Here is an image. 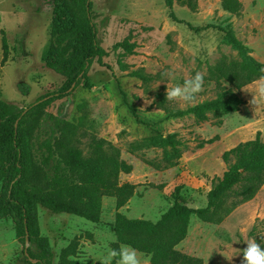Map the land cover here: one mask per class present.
<instances>
[{
    "label": "rangeland",
    "instance_id": "1",
    "mask_svg": "<svg viewBox=\"0 0 264 264\" xmlns=\"http://www.w3.org/2000/svg\"><path fill=\"white\" fill-rule=\"evenodd\" d=\"M88 2L97 44L106 52L104 66L94 60L77 87L63 88L79 57L88 51L87 18L78 17L76 36L70 29L68 1L65 5L64 0H0V103L28 112L40 99L51 100L23 126L22 148L33 183L39 185L32 190L43 200H73L74 185L67 186L68 191L55 185L67 179L72 162L57 150L77 149L86 157L95 139L110 143L132 167L129 174L120 175V183L135 186L134 195L119 210L126 219L155 224L174 204L205 208L212 179L226 170L223 152L254 138L256 132L264 134V98L256 92L257 82L264 78L237 90L232 75L215 73L222 64L241 61L227 40L228 32L246 47L247 56L264 64V0ZM56 30L76 37L57 45ZM2 38L8 45L3 65ZM123 42L134 44L132 54L115 48ZM131 72L150 80L132 78ZM197 72L203 74L204 83L196 100L185 104L166 99L168 88ZM223 89H231L244 102L239 112L216 113L201 124L191 114L175 115L215 99ZM219 121L221 125H215ZM170 135H176L182 155L176 165L163 168L168 150L142 142ZM215 136L213 144L198 147ZM236 200L230 195L222 209L205 221L192 216L185 239L174 249L201 259L202 264H243L246 241H264V185L254 199L230 209ZM35 209L31 236H21L9 216L0 217V264H101L116 241L113 198H102L96 224L39 204ZM254 222L257 227L250 237ZM138 254L141 264H150V255ZM229 256L231 260L225 258Z\"/></svg>",
    "mask_w": 264,
    "mask_h": 264
},
{
    "label": "trees",
    "instance_id": "2",
    "mask_svg": "<svg viewBox=\"0 0 264 264\" xmlns=\"http://www.w3.org/2000/svg\"><path fill=\"white\" fill-rule=\"evenodd\" d=\"M69 4V13L72 20L70 29L79 36V25L77 19L82 16L87 18V31L85 41L88 46L84 57H79L76 62L77 68L73 75L69 77L63 88L69 86L77 87L86 78L87 72L93 61L99 66H104L103 58L106 52L96 41V30L90 24L88 0H64ZM170 3L172 0H167ZM80 28V27H79ZM76 30L78 32H76ZM70 31L54 32V41L57 45L76 37ZM227 40L232 48L237 51L241 61L233 65H220L215 73L218 75L230 74L234 79L233 87L237 90L264 78V64H261L249 56L246 47L234 38L231 32L226 34ZM67 44V43H65ZM3 58L1 64L5 63L8 54V45L4 38L1 40ZM134 44L126 42L116 44L115 48H120L126 54H132ZM57 74L65 75V71L50 65ZM132 78H137L143 82L150 80L139 72H131ZM231 82V78H225ZM28 88L25 89V94ZM40 99L30 106L28 112H24L18 107L0 103V179L4 189V195L0 197V217L9 216L15 224L16 230L21 236H31L32 227L36 222V205H40L53 213L71 214L85 219L91 223H99L102 212V198L110 197L115 201L113 232L116 241L111 245V249L119 248L122 245H129L139 253L150 255V264H202V260L182 254L174 248L185 239L189 222L192 216L205 221L207 217L222 209L226 199L233 195L239 205L251 201L259 189L264 184V143L260 139V132H256L254 139L239 143L235 147L223 152L222 162L226 170L222 177L214 178L211 181L210 190L207 193L206 206L203 209L191 210L179 204H174L160 217V220L153 224L143 220L126 219L119 210L124 207L128 200L134 195L135 186L129 183H120L121 174H129L132 167L122 161L119 152L110 143L104 140L93 139L89 148L88 156L84 157L80 150H57L61 157H69L71 164L66 180H60L55 185L66 187L73 186V200L67 198H57L43 200L34 193L31 171L27 166L22 143L24 140L23 126L26 118L32 114L39 113L51 100ZM244 102L238 98L231 89H223L213 100L188 108L185 111H178L175 115L185 116L191 114L196 124L209 122L211 115L216 113L230 114L237 113ZM32 111V112H30ZM215 125H221L217 122ZM217 136L202 141L198 147L211 145L217 141ZM144 146L161 147L168 150L164 157L163 168L176 165L181 158L182 151L180 142L176 135L165 138L151 137L144 140ZM155 168H160L155 166ZM226 210L225 213H228ZM257 222V219L255 220ZM254 222L248 236H254L257 224ZM258 243L263 239L257 240ZM119 259V257H118Z\"/></svg>",
    "mask_w": 264,
    "mask_h": 264
},
{
    "label": "clouds",
    "instance_id": "3",
    "mask_svg": "<svg viewBox=\"0 0 264 264\" xmlns=\"http://www.w3.org/2000/svg\"><path fill=\"white\" fill-rule=\"evenodd\" d=\"M165 75H168V73H165ZM203 83V74L197 72L194 76L186 79L183 84H175L168 88L166 90V99L168 101L178 100L185 104H191L203 90ZM256 92L259 98H264V80L257 82ZM251 103H257V97L253 96ZM117 257L119 259L116 264H141L137 250L129 245H122L116 249L110 248L101 264H112ZM232 257L225 258L231 260ZM243 264H264V247H261L255 238H250L246 241V247L243 249Z\"/></svg>",
    "mask_w": 264,
    "mask_h": 264
},
{
    "label": "crops",
    "instance_id": "4",
    "mask_svg": "<svg viewBox=\"0 0 264 264\" xmlns=\"http://www.w3.org/2000/svg\"><path fill=\"white\" fill-rule=\"evenodd\" d=\"M252 139H254V138H252ZM252 139H249V140H252ZM260 139H261V141L264 143V134H261V132H260ZM249 140H247V141H249ZM246 142V141H245ZM242 143V142H241ZM239 144V143H238ZM237 144V145H238ZM235 147V146H234ZM233 148V147H232ZM231 149V148H230ZM229 150V149H228ZM264 185V184H263ZM263 187V186H262Z\"/></svg>",
    "mask_w": 264,
    "mask_h": 264
},
{
    "label": "bare ground",
    "instance_id": "5",
    "mask_svg": "<svg viewBox=\"0 0 264 264\" xmlns=\"http://www.w3.org/2000/svg\"><path fill=\"white\" fill-rule=\"evenodd\" d=\"M261 188H262V187H261ZM261 188H260V189H261ZM260 189H259V190H260ZM258 192H259V191H258ZM258 192H257V193H258ZM257 193H256V194H257ZM255 196H256V195H255ZM253 199H254V198H253ZM248 202H249V201H248Z\"/></svg>",
    "mask_w": 264,
    "mask_h": 264
}]
</instances>
